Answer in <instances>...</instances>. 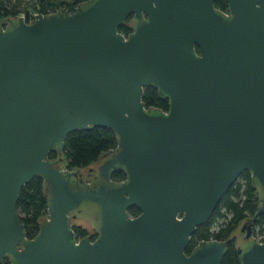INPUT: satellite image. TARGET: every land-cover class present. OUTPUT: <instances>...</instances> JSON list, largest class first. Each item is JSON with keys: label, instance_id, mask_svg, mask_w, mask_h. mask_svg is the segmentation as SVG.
Listing matches in <instances>:
<instances>
[{"label": "water", "instance_id": "95a60500", "mask_svg": "<svg viewBox=\"0 0 264 264\" xmlns=\"http://www.w3.org/2000/svg\"><path fill=\"white\" fill-rule=\"evenodd\" d=\"M216 1L90 0L0 21V264H221L229 240L186 250L245 171L259 206L237 253L264 264L253 238L264 213V0H227L228 14ZM148 86L168 112L146 109ZM94 128L111 129L117 147L99 158L101 184L75 187L80 169L48 156ZM34 177L47 183L48 219L29 240L17 203ZM81 218L94 240L75 242Z\"/></svg>", "mask_w": 264, "mask_h": 264}, {"label": "trees", "instance_id": "16d2710c", "mask_svg": "<svg viewBox=\"0 0 264 264\" xmlns=\"http://www.w3.org/2000/svg\"><path fill=\"white\" fill-rule=\"evenodd\" d=\"M90 0H37L40 13L58 12L62 9H75ZM21 0H0V20L15 18L20 12L18 10ZM214 7L220 12L228 13L227 0H217ZM36 8V6H34ZM28 21V18H26ZM133 17H129L118 31L128 36L133 32ZM198 50V49H197ZM199 51V50H198ZM142 101L146 109H156L168 112V100L159 97L158 90L153 86L144 89ZM117 147V137L109 128H94L87 131H77L65 138L64 149L57 153H49L48 159L53 160L57 155L63 153V158L70 170L82 169L96 163L99 158ZM112 179L117 182L124 181L126 175L123 172H115ZM49 205V193L47 183L41 177L32 178L21 190L17 203V212L25 227L26 238L34 239L40 225L44 222ZM259 206L258 188L252 183L251 174L243 172L236 183L224 194L216 207L211 219L202 227H199L191 236L186 254L196 248L202 241L217 240L229 245L222 258L221 264H240L233 233L240 223L248 217L255 215ZM131 217L139 215V211L133 207L128 210ZM216 224V229L211 227ZM76 239H83L90 235L88 229L81 225H72ZM92 233V232H91ZM253 234L264 236V213L258 216L253 225ZM92 240L96 235L89 236Z\"/></svg>", "mask_w": 264, "mask_h": 264}, {"label": "rangeland", "instance_id": "374dc122", "mask_svg": "<svg viewBox=\"0 0 264 264\" xmlns=\"http://www.w3.org/2000/svg\"><path fill=\"white\" fill-rule=\"evenodd\" d=\"M15 1H16V0H15ZM21 1H22V4H19V8H18V10H19L20 12L18 13V15L15 16V18H17V17L28 18V21H27V22H29V23L34 22L35 19H33V15L36 14V13H40V12H42V11H39V7L37 6V0H21ZM34 6H36V8H34ZM0 21H1V22H5L6 19L0 20ZM61 154H62V156H63V153H61ZM56 157H58V155H57ZM93 165H94V164H91L90 166H88V167H86V168H90V167H92ZM64 169H68V168H67V163H66V161H65V164H64ZM252 217H253V216H252ZM252 217L250 216V217H248V218H252ZM248 218H247V219H248ZM244 221H245V220H244ZM244 221H243V222H244ZM86 222H87V220H85L84 218H81V220H79V221H75V220L72 221V224H74V225H81V226H83L84 228L88 229L89 232H90L91 230H90L89 227L86 225ZM243 222L240 223V225L238 226V228L236 229V231L233 233L236 245H238V243H239V233H238V230H239V228L242 226ZM216 227H217L216 224H214V225L211 227V230L216 229ZM91 232H92V231H91ZM253 236L255 237V234H253Z\"/></svg>", "mask_w": 264, "mask_h": 264}, {"label": "flooded vegetation", "instance_id": "af4514ba", "mask_svg": "<svg viewBox=\"0 0 264 264\" xmlns=\"http://www.w3.org/2000/svg\"><path fill=\"white\" fill-rule=\"evenodd\" d=\"M6 24V26L8 25V23H4ZM60 157H56L55 159L53 160H56ZM108 158V155L99 159L96 163H94L95 165V169L91 168V171L86 175L84 176V174L81 172L82 169H80L79 171V174H80V177H79V180L78 183L75 181L74 183V186L75 187H81V188H93V187H96L98 186L99 184H101L104 180H103V177L100 175V172L97 170V168L102 164V162H104L106 159ZM61 164V163H60ZM60 164L58 166H60ZM115 172H112L111 175H110V180L113 181V182H117L116 180L112 179V175L114 174ZM91 213V212H90ZM73 225V224H72ZM91 234H94L93 232L91 233L90 232V235L88 236H91ZM94 240V239H93ZM2 264H15L13 259L11 257H6L4 259V261L2 262Z\"/></svg>", "mask_w": 264, "mask_h": 264}, {"label": "built area", "instance_id": "2783aa9c", "mask_svg": "<svg viewBox=\"0 0 264 264\" xmlns=\"http://www.w3.org/2000/svg\"><path fill=\"white\" fill-rule=\"evenodd\" d=\"M76 9V8H75ZM75 9H73V10H71V9H64V10H67L69 13H73V12H75ZM57 12V11H56ZM56 12H49V13H36V14H34L33 15V19H35V15H40V14H42V15H52V14H54V13H56ZM226 14H228V13H226ZM25 19V21H26V18H24ZM27 22V21H26ZM27 23H29V22H27ZM47 215H48V212L46 213ZM45 214V216H44V218H46V219H48V216ZM253 238L257 241V242H259V243H261V244H263L264 243V236H256L255 235V237L253 236ZM80 241V239H76V236H75V242L76 243H78Z\"/></svg>", "mask_w": 264, "mask_h": 264}]
</instances>
